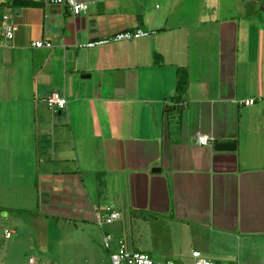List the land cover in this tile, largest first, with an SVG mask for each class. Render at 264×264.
Listing matches in <instances>:
<instances>
[{
	"label": "crops",
	"instance_id": "obj_1",
	"mask_svg": "<svg viewBox=\"0 0 264 264\" xmlns=\"http://www.w3.org/2000/svg\"><path fill=\"white\" fill-rule=\"evenodd\" d=\"M84 1L75 15L66 4L0 0V72L25 69L34 91L26 134L9 144L20 151L19 181L8 185L21 189L16 198H37L61 226L110 232L113 249L123 240L164 259L192 262L199 250L217 264H264V16L252 38L220 0ZM134 28L155 33L78 46ZM40 39L53 47L32 46ZM52 91L64 109L43 105ZM7 106L0 100V112ZM200 133L212 144H197ZM113 210L121 217L99 226Z\"/></svg>",
	"mask_w": 264,
	"mask_h": 264
},
{
	"label": "rangeland",
	"instance_id": "obj_2",
	"mask_svg": "<svg viewBox=\"0 0 264 264\" xmlns=\"http://www.w3.org/2000/svg\"><path fill=\"white\" fill-rule=\"evenodd\" d=\"M194 1L196 0H192ZM209 1L212 0H204ZM220 2L224 5L223 16L236 15L240 27H250L252 38L256 36L258 22L264 16V11L260 9L264 0ZM240 34L243 35L241 31ZM239 44L241 56L246 46L243 42ZM249 59H255V49L250 50ZM24 70L14 67L10 72L4 69L0 72V100H7L9 104L0 112V264H29L30 258H35L36 264H111L110 254L103 247V236L99 227L91 223L75 225L69 222L61 226L60 221L45 216L42 208L37 206V198H30L26 203L21 202L23 199L16 198L17 191L21 189L8 186L19 181V164L16 161L20 152L9 144L23 139L26 132L19 130L20 124L26 118V113L32 115V108L26 100L34 91L29 84L21 81L28 75ZM49 89L44 90V95ZM43 105L46 107L47 102ZM6 229L13 232L10 238L5 237ZM151 255L157 259L167 257L157 253ZM177 260L182 264L191 263L188 258Z\"/></svg>",
	"mask_w": 264,
	"mask_h": 264
},
{
	"label": "built area",
	"instance_id": "obj_3",
	"mask_svg": "<svg viewBox=\"0 0 264 264\" xmlns=\"http://www.w3.org/2000/svg\"><path fill=\"white\" fill-rule=\"evenodd\" d=\"M46 3L54 4H66L75 15H79L83 12H87L90 8L88 2L84 0H45ZM17 26L14 24H8L5 27L4 35L7 40L14 38ZM155 33L154 30H145L142 28L126 29L112 33L110 35L102 36L97 39L89 40L84 43H80L78 46L80 48H91L98 45H105L114 42H120L123 40H134L139 38L147 37ZM34 47H48L52 48L53 43L47 39L36 40L32 43ZM45 101L51 109L62 110L67 106V98L64 94L59 91H52L46 98ZM254 99L245 100L244 103L252 104ZM214 137L210 134L200 133L195 136V142L200 145L212 144ZM121 217V212L118 210H113L106 215H102L98 218L97 224L103 226L105 224H110ZM12 231L6 229L5 237L10 238L12 236ZM113 235L110 232H104L103 235V245L104 248L109 250L111 264H182L177 259L167 258V259H157L145 251L135 250L130 248L123 240H119L118 246L113 249ZM192 262L189 264H217L212 259L204 256L201 251L193 250L191 253ZM29 264H36L35 258L29 259ZM220 264H232L229 262H222Z\"/></svg>",
	"mask_w": 264,
	"mask_h": 264
},
{
	"label": "water",
	"instance_id": "obj_4",
	"mask_svg": "<svg viewBox=\"0 0 264 264\" xmlns=\"http://www.w3.org/2000/svg\"><path fill=\"white\" fill-rule=\"evenodd\" d=\"M260 9L264 11V3L261 4ZM4 64L11 65L12 63V49L10 47L5 48L4 53ZM236 144L234 142H216L215 148L218 150L221 149H233L235 148Z\"/></svg>",
	"mask_w": 264,
	"mask_h": 264
},
{
	"label": "trees",
	"instance_id": "obj_5",
	"mask_svg": "<svg viewBox=\"0 0 264 264\" xmlns=\"http://www.w3.org/2000/svg\"><path fill=\"white\" fill-rule=\"evenodd\" d=\"M12 2H13V4L14 5H18L19 4V2H20V0H12ZM183 79L182 78H180V80L178 81V86H177V89L179 90V89H181V88H183Z\"/></svg>",
	"mask_w": 264,
	"mask_h": 264
}]
</instances>
